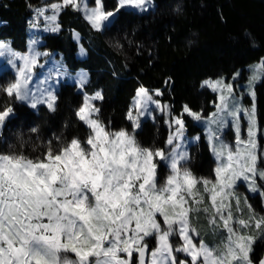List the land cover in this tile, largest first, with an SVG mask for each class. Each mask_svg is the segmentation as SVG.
<instances>
[{"label":"snow or ice","instance_id":"obj_1","mask_svg":"<svg viewBox=\"0 0 264 264\" xmlns=\"http://www.w3.org/2000/svg\"><path fill=\"white\" fill-rule=\"evenodd\" d=\"M94 2L91 9L84 5L85 15L93 28L102 30L114 13L104 10L102 0ZM150 2L118 0L119 7L140 10H147ZM65 6L79 9L80 0L50 6L53 15L44 16L50 31L59 30L56 13ZM32 45L22 55L0 42V57L7 56L15 68L14 79L0 85V92L28 101L32 108L44 105L55 111L57 96L48 81L58 80L67 70L59 65L33 86L34 69L46 53L36 51L35 41ZM251 73L248 94L254 99L255 83L264 78V60L251 66ZM77 80L83 89L87 74L79 73ZM203 86L218 93L215 110L207 117L187 105L173 115L170 105L153 99L163 95L160 89L150 91L141 85L126 114L131 130L115 129L99 118L94 101L102 100L103 94L97 91L85 94L75 111L87 129L83 139L57 136L35 156L11 146L0 151V264H253L249 233L264 231V215L255 213L237 187L243 183L248 191L264 196V168L259 167L264 151L256 107L254 103L243 107L233 84L223 79L207 80ZM150 105L168 114L165 122L172 130L167 149L145 146L137 139L140 118L150 114ZM0 108L3 128L13 108ZM184 114L206 125L215 159L211 178L188 167ZM242 115L247 118L246 138L241 136ZM230 125L234 143L223 138ZM200 214L207 217L213 233L221 234L219 243L199 238L193 218ZM173 238H178L175 245ZM149 240L155 241L151 249ZM258 264H264V258Z\"/></svg>","mask_w":264,"mask_h":264},{"label":"trees","instance_id":"obj_2","mask_svg":"<svg viewBox=\"0 0 264 264\" xmlns=\"http://www.w3.org/2000/svg\"><path fill=\"white\" fill-rule=\"evenodd\" d=\"M154 3L156 9L149 12L118 10L115 20L121 29L127 28L128 39L119 36L112 42L104 30L93 28L83 11L73 6H65L59 12V30L44 36L46 44L42 47L61 53L65 66L89 70L84 89L90 94L102 90L103 99L98 101L101 120L115 129L127 124L126 114L141 85L162 90L159 99L170 105L175 114H180L182 106L187 105L206 116L215 109L213 101L217 100V94L203 87L205 79H230L240 72V79L246 80L251 65L264 59V0H154ZM40 5V0L0 1V22L5 21L0 25V39L9 42L14 50L27 51L31 17ZM75 31L81 34L80 41L76 40ZM80 46L86 49L85 56L79 54ZM256 96L258 121L264 125V78L256 84ZM82 99L76 87L64 83L55 111L42 107L40 116L26 103L16 104L4 93L0 104L16 109V116L10 121L16 127L26 129L32 124L38 129L36 133L28 131L32 136L24 139L22 150L35 156L43 151L48 140L54 141L57 136L84 138L87 129L75 115ZM246 100L251 103L248 96ZM25 116L27 119H23ZM184 117L191 133L200 134L197 145L207 147L202 127L187 114ZM161 123L156 127L147 122L145 130L137 133V139L145 144L153 140L151 145L157 142L163 147L165 136L172 129L166 122ZM205 153L203 160L207 159ZM198 157L200 164L202 159ZM254 246L257 250L259 242ZM260 247L264 249V245Z\"/></svg>","mask_w":264,"mask_h":264},{"label":"rangeland","instance_id":"obj_3","mask_svg":"<svg viewBox=\"0 0 264 264\" xmlns=\"http://www.w3.org/2000/svg\"><path fill=\"white\" fill-rule=\"evenodd\" d=\"M40 1H42V5L38 6L35 9V12H34L33 16L31 17L29 46H28L27 51L18 52L17 50H14L11 47L9 42L0 39V42L6 43L7 45L10 46V48L13 51L20 53L22 55L27 54L29 52L30 48L33 47V45H32L33 41H35L34 47H35L36 51L46 53V55H43L40 57L39 66L34 69L33 86L36 85V81H43L48 76L49 72H51L57 66L64 65L62 56L60 54H58L56 51H51L48 48L44 49L43 47H41V46H44V44H46V41L44 40V36L46 34H52V33L57 32V31H50L48 29L49 21L45 20L44 16H52L53 10L51 9L50 6L54 3L62 4V0H40ZM102 2H103V8L105 11H111L114 13V15L109 18V20L105 23L104 28L102 29L105 31L106 37L108 39L112 40V42H115L117 40V37L119 38V36H122L123 38H126V39L129 38L128 37L129 33L126 32L127 28L124 26L121 29V27L118 25V22L115 20V17L117 16L119 9L133 8L134 10L136 9L139 12H149V11H153L154 9H156L154 0H151V2L147 5V10H140V9H137L135 7H132V6L119 7L118 0H102ZM85 4L87 5V7L89 9L96 6L94 0H80V8L79 9H81L83 11L84 15H85V11H84V5ZM63 8L64 7H62L56 13V15H57L56 23L58 25H59V22H58L59 12ZM40 9H47V11H45L42 15H40L38 13V10H40ZM85 17H86V15H85ZM114 23H115V26H114V28H112ZM59 28H60V25H59ZM74 34H75L76 40L80 41L81 40V34L78 31H75ZM79 54L81 56H85L87 54V51L83 46H80ZM8 59L9 58L7 56L0 57V85L6 84L8 81L13 80L15 77V68H13L12 65L10 63H8ZM258 63H254L251 66L257 65ZM63 67L67 70L66 75H62L58 80H49L48 81V83L52 85L56 96H58L59 90L64 85V83H71L74 87H76V89L81 92L82 98H84L85 94H90L84 88L81 89L79 87V82L77 80L78 74L81 72H84L87 74V81H88L89 70L88 69L69 70L66 68V66H63ZM237 73H239V76H236V74H235L230 79H227L226 77H217V78L205 79L203 81V85H204V82L207 80H213L214 81L217 79H223L224 81H226L228 83H232L234 88H235L237 95L239 96L241 105L243 107L248 108V107H251L252 104L254 103L255 107H256V115H257L256 84L261 79L255 83V86H254L255 98L253 99V97L248 94V79L252 74L251 73V67L249 68L248 76H247L246 80H241L240 79L241 73L240 72H237ZM86 84H87V82H86ZM203 87H205V86H203ZM149 90L152 91V89H149ZM98 91L101 92L100 90H98ZM2 93L3 92H0V97H1ZM216 94L218 96V93H216ZM246 96H248L251 99V103H248V101L246 100ZM11 98L14 99V102L16 104L18 101L26 103L29 106V108L35 113V115H38V116L41 115L42 107H46L44 105H38L36 108H32L28 101L16 100L14 97H11ZM153 99L159 100L161 102V104H163L162 101L159 99V96H154ZM97 101H99V100H97ZM97 101H94V103L96 104V107H98ZM82 102H83V99H82ZM82 102H81V104H82ZM0 103H1V100H0ZM0 105L3 106V105H7V104L2 103ZM56 106H57V100L55 103V108H56ZM131 106H132V104H131ZM11 107L13 108V114H11L10 117L6 120L3 128H0V151H7L9 149V146H11L13 150L23 152L25 149V140L24 139L27 137V135H30L28 133V131L32 132L31 131L32 128L30 127V126H32V124L27 125L28 127L25 129V126H22L23 128H18V127H16L14 122L10 123L11 119H13V117L16 116V112H17L13 106H11ZM0 109H2V108H0ZM149 113L150 114L145 115V116L140 118V128L136 130V135H137V133L143 132L145 130V125L147 124V122L152 123V124H154V126L158 127L160 124H162L161 122H163V121L165 122L169 118L168 114L166 112H160L156 108L155 105H150ZM171 113L173 115H178V114L173 113L172 110H171ZM98 115H99V118L101 119L100 111H99ZM208 115H206L205 117H207ZM153 116L155 117V119L152 118ZM23 119H27V117L23 118ZM184 119H185V117H184ZM192 120L203 128V131L207 137V131H206L205 123L202 121H196L194 119H192ZM257 120H258V117H257ZM185 123H186L185 145H186L187 150L190 153V157H191L190 162L188 164V167H190L192 169V171L198 176L211 178L212 174H213V169L215 167V159H214V156L212 155V153L210 151L209 144H207V147L203 146L201 148L199 147V145H195L200 140V134H192L190 131L191 128L188 124V121H186V119H185ZM258 124H259L260 129H261V134L259 135L260 148L262 151H264V142H263L264 141V125H260L259 121H258ZM32 127H34V126H32ZM123 127L131 130V127H132L131 122H129L127 120V124H125ZM246 128H247V118H246V116L242 115L241 116V136H242V138H246ZM40 133L42 134V132H40ZM168 134H169V132L165 136L163 147H161V145L159 146L160 143L158 144L157 142H156L157 144L155 143L154 145H151L154 142L153 140H149L150 144H145V143H142V144L145 146L161 147V148L166 149L167 146L165 144V141L167 139ZM30 136H32V135H30ZM195 137H199V139L197 140V139H195ZM223 138L229 143H234L235 131L231 127V125L224 130ZM262 138H263V141H262ZM16 139H21L22 143H16L15 142ZM204 147H205V149H204ZM203 152H207V154L205 153L207 155L206 160H203V156H204V155H202ZM198 156H200L202 159L200 164L198 163L199 162ZM259 167L264 168V160L259 162ZM197 168H198V170H197ZM158 174L161 176L165 174V164L164 163L160 164V167L158 169ZM261 191H264L262 189V187H261ZM237 192L240 194V196L242 198L247 197L248 203H250L252 205V209L255 211L256 214L264 215V196H262L259 192L248 191L246 186L243 183H240L238 185ZM246 214L247 213L245 212V215ZM193 226L196 227L200 231L201 236L199 238L204 239L206 242L219 243L220 240L222 239V236L220 233H213V231L211 229V225L208 224L207 217L204 214H200L199 216H195L193 218ZM249 234H251L253 236L252 253H251L253 264H258L259 259L262 257L261 254H263V252H264V249H262V247H260L261 245H264V231H258V230L253 229L250 231ZM176 239H177V243H178V238H176ZM174 242H175V239L173 238V243ZM257 242H259L260 246L256 250L254 248L255 247L254 244ZM148 243H149L150 249L155 246L154 240H149ZM254 252L256 254L255 256H254ZM180 255H181V258H183V254H180Z\"/></svg>","mask_w":264,"mask_h":264},{"label":"water","instance_id":"obj_4","mask_svg":"<svg viewBox=\"0 0 264 264\" xmlns=\"http://www.w3.org/2000/svg\"><path fill=\"white\" fill-rule=\"evenodd\" d=\"M0 1H2V0H0ZM261 258H264V252H263V254H262V257H261ZM261 258H260V259H261Z\"/></svg>","mask_w":264,"mask_h":264}]
</instances>
